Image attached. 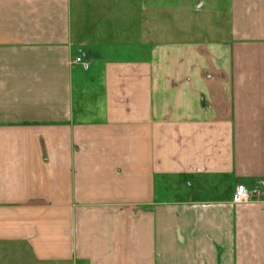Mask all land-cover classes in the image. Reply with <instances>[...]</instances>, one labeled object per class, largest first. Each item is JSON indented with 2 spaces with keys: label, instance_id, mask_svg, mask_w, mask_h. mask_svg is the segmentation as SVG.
Wrapping results in <instances>:
<instances>
[{
  "label": "crops",
  "instance_id": "0c3cea01",
  "mask_svg": "<svg viewBox=\"0 0 264 264\" xmlns=\"http://www.w3.org/2000/svg\"><path fill=\"white\" fill-rule=\"evenodd\" d=\"M0 264H264V0H0Z\"/></svg>",
  "mask_w": 264,
  "mask_h": 264
},
{
  "label": "rangeland",
  "instance_id": "374dc122",
  "mask_svg": "<svg viewBox=\"0 0 264 264\" xmlns=\"http://www.w3.org/2000/svg\"><path fill=\"white\" fill-rule=\"evenodd\" d=\"M173 15V14H170ZM126 16V15H125ZM123 15H106V14H88L84 18V21L88 23L89 27L91 26L94 31L95 28L104 30L112 20L116 21L117 24L123 23L125 19ZM82 19V15L79 16V21Z\"/></svg>",
  "mask_w": 264,
  "mask_h": 264
},
{
  "label": "built area",
  "instance_id": "2783aa9c",
  "mask_svg": "<svg viewBox=\"0 0 264 264\" xmlns=\"http://www.w3.org/2000/svg\"><path fill=\"white\" fill-rule=\"evenodd\" d=\"M75 63L80 64L84 70H88L90 68L89 63L83 61L81 57H76ZM258 194H259L258 190H249L244 185H238L233 196V203L235 204L249 203L252 197L257 196Z\"/></svg>",
  "mask_w": 264,
  "mask_h": 264
}]
</instances>
